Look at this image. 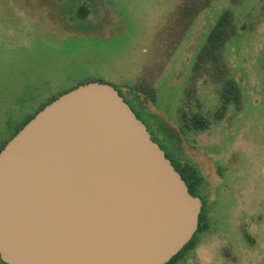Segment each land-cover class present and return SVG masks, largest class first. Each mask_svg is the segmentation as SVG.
I'll return each mask as SVG.
<instances>
[{
    "label": "rangeland",
    "instance_id": "rangeland-1",
    "mask_svg": "<svg viewBox=\"0 0 264 264\" xmlns=\"http://www.w3.org/2000/svg\"><path fill=\"white\" fill-rule=\"evenodd\" d=\"M203 1L0 0V147L40 103L86 80L110 83L158 116L173 154L204 176L211 227L177 264H264V0ZM226 8L238 34L225 68L241 84L243 106L184 132L179 110L197 53ZM139 79L153 85L155 102L130 89ZM196 81L213 118L219 87L206 76Z\"/></svg>",
    "mask_w": 264,
    "mask_h": 264
},
{
    "label": "water",
    "instance_id": "water-1",
    "mask_svg": "<svg viewBox=\"0 0 264 264\" xmlns=\"http://www.w3.org/2000/svg\"><path fill=\"white\" fill-rule=\"evenodd\" d=\"M203 205L110 83L62 94L0 152L8 264H167Z\"/></svg>",
    "mask_w": 264,
    "mask_h": 264
},
{
    "label": "trees",
    "instance_id": "trees-1",
    "mask_svg": "<svg viewBox=\"0 0 264 264\" xmlns=\"http://www.w3.org/2000/svg\"><path fill=\"white\" fill-rule=\"evenodd\" d=\"M214 1L216 0H204V7H209ZM239 1L241 0H231V3L237 4ZM59 7H61V5H59L58 8ZM198 9H200V7H198ZM237 34L238 25L234 16V12L232 8H226L217 18L214 26L209 31L202 48L197 53L193 66L194 75L192 81L194 85L188 86L186 88L185 105H183L179 110L181 122L180 128L182 131L187 132L190 130L200 131L209 129L214 122L224 118L229 106L232 104L235 105L239 110H241L243 106V92L241 84L234 77L228 74V71L225 68L226 62L224 60L226 46L230 39H232ZM200 76H206L207 78L212 79L215 84L219 87L218 93L221 103L216 113L213 115V118L205 115V113L202 111L203 104L196 90V79ZM95 81L100 80L91 79L83 81L77 84L76 86L61 92L60 94L54 95L46 102L44 101L40 103L38 108L34 112L30 113L29 116L15 128L14 133L12 134L9 140H11L32 118L36 116L39 111L45 108L53 100H55L62 94L78 87L81 84H86ZM128 86L131 90L135 92H143L145 95L152 98L154 102L157 100V92L155 91L153 85L149 84L146 80L139 79L134 83L133 86ZM119 92L131 105L137 116L146 123L148 129L152 134L153 140L158 142L161 147L166 151L167 157L172 160L175 168L181 173L182 177L186 180V183L189 186L190 193L193 196L201 197V191L204 186V176L201 174L197 166L190 162H181L173 154L174 144H169L166 141L168 137L172 136L169 135L167 129L163 126V122H161L160 118L155 115V120L153 121L154 115L152 113H145L143 110L139 109L136 103L130 102L131 99L129 100L126 94L125 97L123 92H121L120 90ZM195 106L197 109H195ZM7 143L8 141L0 147V152ZM208 212L209 207L204 202L203 209L199 218V229L196 233L203 232L211 227V220L209 219ZM196 233L193 239L167 264H177L196 247ZM2 262L4 264H8L4 261Z\"/></svg>",
    "mask_w": 264,
    "mask_h": 264
},
{
    "label": "flooded vegetation",
    "instance_id": "flooded-vegetation-1",
    "mask_svg": "<svg viewBox=\"0 0 264 264\" xmlns=\"http://www.w3.org/2000/svg\"><path fill=\"white\" fill-rule=\"evenodd\" d=\"M124 96H125V94H124ZM126 97V96H125Z\"/></svg>",
    "mask_w": 264,
    "mask_h": 264
}]
</instances>
